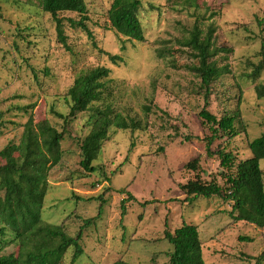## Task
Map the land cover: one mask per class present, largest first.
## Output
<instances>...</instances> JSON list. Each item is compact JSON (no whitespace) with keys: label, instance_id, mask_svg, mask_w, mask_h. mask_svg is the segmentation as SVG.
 <instances>
[{"label":"rangeland","instance_id":"rangeland-1","mask_svg":"<svg viewBox=\"0 0 264 264\" xmlns=\"http://www.w3.org/2000/svg\"><path fill=\"white\" fill-rule=\"evenodd\" d=\"M84 2L92 39L69 25L67 19L79 20L76 13H60L64 45L39 0H0V150L18 143L29 115L63 131L61 161L47 177L44 222L75 236L84 220L93 219L83 231V253L75 264H169L172 245L163 232L184 224L197 227L205 264H255L264 251V228L235 222L232 203L220 197L186 201L180 186L196 175L222 186L214 153L224 150L236 162L244 160L251 156L249 142L264 132V98L256 94L258 85L264 87V71H256L264 48V0H194L196 6L186 0H141L143 42L110 28L112 0ZM195 22L213 24L217 46L231 49L226 59L217 58L229 73L212 84L207 110L217 118L238 115V135L214 140L211 157L204 140L209 126L198 116L203 91L189 70L195 61L177 44ZM108 55L121 60L113 64ZM97 66L110 69L104 103L146 127L133 132L111 128L93 162L97 172L87 175L79 166L80 142L90 128L87 113L65 124L51 110L68 114L65 96L74 78ZM194 159L196 171L186 169ZM259 165L264 173V159ZM127 193L133 198L127 199ZM12 237L9 231L0 235V245L6 243L0 255L16 254ZM70 250L63 264H69Z\"/></svg>","mask_w":264,"mask_h":264},{"label":"trees","instance_id":"trees-1","mask_svg":"<svg viewBox=\"0 0 264 264\" xmlns=\"http://www.w3.org/2000/svg\"><path fill=\"white\" fill-rule=\"evenodd\" d=\"M195 5L194 0H186ZM40 8L56 22L58 40L65 45V36L58 18L60 13H76L79 20H68L72 27H81L92 39L87 29V8L84 0H39ZM141 0H112L107 12L110 28L127 40L144 41L143 29L138 18ZM215 26L195 22L188 34L177 44L189 51L195 63L189 70L199 79L203 91V108L198 113L202 123L209 126L210 136L206 137V154L211 157L210 146L219 137L234 138L238 135L235 128L238 115L223 114L217 118L207 110L211 96V86L220 77L229 73L227 65H219L217 58L224 59L231 49L218 47L215 41ZM163 55L159 54V57ZM261 61L256 67L264 71V48L260 51ZM111 63L121 60L117 55H108ZM110 69L97 66L76 76L66 92L69 112L63 115L51 113L65 124L76 114L87 113L89 131L80 142L79 166L87 174L97 172L93 162L99 157L103 144L108 141L111 128L120 131H137L146 123L133 117H125L103 101L110 95L108 81ZM257 74H254V76ZM256 94L264 98V87L258 85ZM103 101V102H102ZM147 107L144 112H148ZM236 113V112H235ZM63 131H58L47 120L35 122L29 115L23 124L17 144L8 143L0 150V235L9 231L13 237L9 243L17 247L16 254L0 255V264H63L68 249L72 255L69 264H75L83 253L81 240L83 231L93 219H86L75 236L68 235L62 226L51 225L42 218V206L47 194L49 171L58 165L62 158L61 140ZM131 148L133 143L130 144ZM251 156L236 162L231 152L217 150L219 165L222 169V186L216 182H203L198 175L180 186L184 200L193 202L198 197H220L232 203L230 215L235 222L241 221L264 228V184L263 170L259 162L264 159V132L249 142ZM198 161L187 163L185 168L196 171ZM121 193H126L121 191ZM127 199L133 197L127 193ZM125 200H122V208ZM101 214L99 208L97 217ZM124 215V209L122 211ZM164 239L172 245L169 264H205L197 227L184 224L172 232L165 230ZM246 241H251L247 238ZM6 243L0 245V250ZM264 259V251L256 258L255 264ZM112 264H130L122 260Z\"/></svg>","mask_w":264,"mask_h":264}]
</instances>
